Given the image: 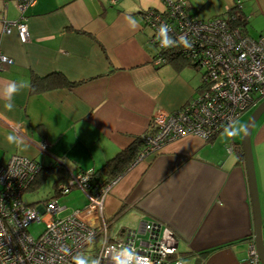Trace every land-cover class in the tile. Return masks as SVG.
<instances>
[{"label": "crops", "instance_id": "obj_1", "mask_svg": "<svg viewBox=\"0 0 264 264\" xmlns=\"http://www.w3.org/2000/svg\"><path fill=\"white\" fill-rule=\"evenodd\" d=\"M16 3L0 0L7 21L20 17ZM149 9L165 6L162 0H36L25 12L26 44L15 30L3 34L0 23V53L12 61L0 72V163L20 155L44 166L60 161L73 174L97 170L142 140L153 114L196 98L200 71L182 61L154 66L158 52L143 21ZM188 12L200 20L237 13L246 34L264 37V0H188ZM35 77L41 81L33 92ZM20 82L28 86L9 111L4 90ZM231 127L209 142L189 136L138 159L142 141L106 199L109 237L157 222L174 234L186 264H246L253 220L241 137L230 136ZM12 133L23 145L8 141ZM40 142L48 145L45 155ZM250 143L264 246V114ZM74 192L80 195L75 209L84 208L87 199Z\"/></svg>", "mask_w": 264, "mask_h": 264}, {"label": "built area", "instance_id": "obj_2", "mask_svg": "<svg viewBox=\"0 0 264 264\" xmlns=\"http://www.w3.org/2000/svg\"><path fill=\"white\" fill-rule=\"evenodd\" d=\"M36 0H17L20 17L7 21L0 13L2 33L16 31L19 41H29L25 12ZM117 0H111L115 4ZM165 9L143 12L150 43L157 50L154 66L167 64L178 56L200 71V90L183 108L158 111L150 119L143 135L138 159L153 156L171 143L194 136L211 141L221 130L230 128L244 114L254 111L264 101V37L252 38L240 27H232L230 17L200 20L188 12V0H162ZM240 8V2H236ZM166 24L173 47L162 45L159 27ZM193 46L185 48L180 37ZM12 61L0 53V72ZM38 149L47 154L48 145ZM230 144L227 152H233ZM60 162V161H58ZM42 165L20 155L0 163V264H75L83 256L89 264H186L179 256L174 234L157 222H145L138 230H127L109 237L111 222L104 214L107 197L120 176L104 183L91 184L93 171L69 172L67 182L56 193L64 197L80 191L87 205L66 215L57 198L35 206L23 202ZM48 217L44 230L33 237L29 226ZM127 250V251H125ZM246 264H260L256 246L250 241Z\"/></svg>", "mask_w": 264, "mask_h": 264}, {"label": "trees", "instance_id": "obj_3", "mask_svg": "<svg viewBox=\"0 0 264 264\" xmlns=\"http://www.w3.org/2000/svg\"><path fill=\"white\" fill-rule=\"evenodd\" d=\"M229 12L230 10L228 11V13ZM230 18L233 19L231 20L232 27L243 28L245 26L244 21L240 18L239 14L232 13L230 15ZM178 61L180 62L182 61L186 65H191L186 60L178 56L171 57L168 60V63H175ZM39 81L41 80H39L36 77L33 78L32 84H31V88L33 92L38 91L37 86H38ZM142 141L143 140L139 139L138 142H136L133 146L120 152L115 158L107 162L100 169L93 170L91 178H90V183L91 184H96L100 182L107 183L115 179L116 177L120 176L121 173L126 169V167L130 165L133 162V160H135L138 150L140 146H142ZM81 173H84V172H81ZM49 174H54L56 178L53 183L54 192H53L52 198H58L59 196L56 193V189L58 185L67 182V180L69 179V172L67 170V167H65L64 164H62V162L57 161L56 163H52L49 166L42 165L40 172L36 175L35 180L30 186L29 190H34L38 188ZM249 239L250 241H253V236H251Z\"/></svg>", "mask_w": 264, "mask_h": 264}, {"label": "water", "instance_id": "obj_4", "mask_svg": "<svg viewBox=\"0 0 264 264\" xmlns=\"http://www.w3.org/2000/svg\"><path fill=\"white\" fill-rule=\"evenodd\" d=\"M264 114V101L251 113L245 125L240 141L243 155L248 191L250 196L251 213L253 220V240L259 256L260 264H264V246L261 234V214L257 197V187L255 181V172L251 152V133L257 121Z\"/></svg>", "mask_w": 264, "mask_h": 264}, {"label": "rangeland", "instance_id": "obj_5", "mask_svg": "<svg viewBox=\"0 0 264 264\" xmlns=\"http://www.w3.org/2000/svg\"><path fill=\"white\" fill-rule=\"evenodd\" d=\"M252 33H255L254 30L255 28H253L252 26H250L249 28ZM252 38H258V34H254L252 35ZM198 95V94H197ZM196 95V97H197ZM253 112L250 111L247 115H245L237 124L236 127H242L243 129L245 128V125L248 121L249 116L251 115V113ZM242 132L239 133V136L242 138ZM240 138V139H241ZM47 166V165H45ZM55 181V175L54 174H49L46 179H44V181L41 183V185L34 189V190H28L24 193L23 195V202L27 205H31V206H35L38 203H41L43 201L49 200L52 198L53 196V183ZM82 194V193H81ZM80 195L75 193L74 191L72 193H70L67 196L64 197H58L56 199L58 205L60 207H66L67 208V212H65L63 215L68 214L69 212H71L72 210H74L75 208L78 207V204L73 203L74 202V198L75 200L79 199ZM48 217H45L42 219L41 223H34L32 225L29 226V233L33 236V237H37L43 230L45 227V223L48 221ZM136 229V228H135Z\"/></svg>", "mask_w": 264, "mask_h": 264}, {"label": "clouds", "instance_id": "obj_6", "mask_svg": "<svg viewBox=\"0 0 264 264\" xmlns=\"http://www.w3.org/2000/svg\"><path fill=\"white\" fill-rule=\"evenodd\" d=\"M159 35L163 37L162 40V45L164 47H173L176 44V41H174L170 36H168V32L170 31L169 27L166 24H161L159 27ZM180 43L183 45L185 48H191L193 44L184 36L180 37ZM28 85L24 82L20 83H11L9 84L5 90H4V95L6 99L8 100V103L5 105V107L11 111L14 108V104L12 103V99L16 94H19L24 88H26ZM11 101V102H9ZM244 131L242 127H236L232 126L231 130L229 131L230 136H235L238 135L240 132ZM8 141L10 143H14L18 146L23 145L24 141L23 138L18 136L15 133L10 134L7 137ZM127 251V250H125ZM74 262L75 264H89V260L83 256L77 255L74 257Z\"/></svg>", "mask_w": 264, "mask_h": 264}]
</instances>
